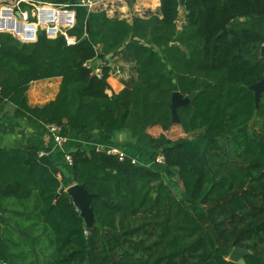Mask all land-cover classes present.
Listing matches in <instances>:
<instances>
[{
    "label": "trees",
    "instance_id": "trees-1",
    "mask_svg": "<svg viewBox=\"0 0 264 264\" xmlns=\"http://www.w3.org/2000/svg\"><path fill=\"white\" fill-rule=\"evenodd\" d=\"M39 1L76 12V44L0 34L1 114L12 109L40 138L53 125L89 142L126 132L165 161L155 171L77 148L60 168L36 146L0 149V264H234L236 248L264 264V93L257 104L251 90L264 79V0H163L131 23L81 5L92 0ZM109 58L131 67L112 96L113 67L98 78L86 66ZM52 79L56 99L30 107L31 84ZM177 92L195 94L180 125ZM176 126L185 138L170 139ZM74 184L97 196L91 234L67 193Z\"/></svg>",
    "mask_w": 264,
    "mask_h": 264
},
{
    "label": "crops",
    "instance_id": "crops-1",
    "mask_svg": "<svg viewBox=\"0 0 264 264\" xmlns=\"http://www.w3.org/2000/svg\"><path fill=\"white\" fill-rule=\"evenodd\" d=\"M8 2V0H0V2ZM159 0H136L133 5L128 0H110L106 2L104 11L110 18H118L126 20L129 23L135 17H144L147 13H158L161 9ZM113 66V74L108 80L111 90L108 92L110 96L119 94L125 88L123 82L127 81L131 76V67L119 59H108ZM102 65L101 62H95ZM105 63V62H104ZM108 66V65H107ZM61 79H52L39 81L31 84L27 93L28 104L30 107H43L54 101L59 93ZM151 134L159 136L162 131L158 128L153 129ZM68 141L64 147L54 144L51 137L46 134L40 138L34 134L33 129L26 122L12 119V109L5 114L0 115V149L18 150L36 146L42 150V153L51 157L57 163V166H64V155L71 150L77 148H86L94 150H118L127 157L133 159L138 165L139 162L152 160V153L147 146L136 147L135 141L129 133L122 132L113 136L111 141L102 142L95 140L89 142L83 138H67ZM145 156V157H144ZM147 164V162H146ZM142 166V165H141ZM144 167V166H143Z\"/></svg>",
    "mask_w": 264,
    "mask_h": 264
},
{
    "label": "built area",
    "instance_id": "built-area-1",
    "mask_svg": "<svg viewBox=\"0 0 264 264\" xmlns=\"http://www.w3.org/2000/svg\"><path fill=\"white\" fill-rule=\"evenodd\" d=\"M108 1L110 0H92L82 2L81 5L92 12L104 11L103 8ZM184 19L185 13L181 9L178 29H181ZM76 22V12L67 6H57L39 0H12L10 5L0 8V34L11 35L20 43L27 45L37 43L40 33H45L47 38L51 40L63 36L68 45H75L76 39L69 36V31L75 28ZM86 66L92 69L93 76L98 78L103 76L102 66L99 63L91 62ZM47 130V134L51 137L54 144L64 147L68 139L62 134L61 128L53 125L48 126ZM106 152L110 155L118 156L121 160L127 157L118 150H108ZM44 155L41 153V156ZM64 161L70 167L73 165V160L68 153L64 155ZM164 161L163 157H159L156 160L157 164H163ZM133 163L137 164L134 160Z\"/></svg>",
    "mask_w": 264,
    "mask_h": 264
},
{
    "label": "water",
    "instance_id": "water-1",
    "mask_svg": "<svg viewBox=\"0 0 264 264\" xmlns=\"http://www.w3.org/2000/svg\"><path fill=\"white\" fill-rule=\"evenodd\" d=\"M96 1V0H94ZM131 5L134 4L136 0H128ZM160 3H163V0H159ZM87 33H90V29L87 28ZM251 90L255 93L256 103L259 104L263 93H264V79L257 85L251 87ZM195 94L190 97H183L179 92L174 93L172 97V103L170 105L173 117V124L180 125V118L178 111L182 107H187L194 100ZM75 180V177H72ZM67 193L70 195L74 206L77 211L80 213L81 217L85 221L86 233H93L94 229L97 227V220L94 213L93 200L97 197L96 195L90 194L84 186L79 184H74L67 190ZM250 255V252L244 249L236 248L230 255L229 261L234 264H246L245 258Z\"/></svg>",
    "mask_w": 264,
    "mask_h": 264
},
{
    "label": "rangeland",
    "instance_id": "rangeland-1",
    "mask_svg": "<svg viewBox=\"0 0 264 264\" xmlns=\"http://www.w3.org/2000/svg\"><path fill=\"white\" fill-rule=\"evenodd\" d=\"M12 2V0H9L8 2H0V8L2 6H5V5H10V3ZM110 60H105L104 62H101L103 65H110L111 67L114 62H109ZM113 74H117V73H113ZM168 136L170 137V139L172 140H178L180 138H185V135L182 133V131L180 130V128L178 126H176L175 128H173V130L168 133ZM145 157V156H144ZM147 162V164H146ZM140 165L146 167V168H149V169H153V170H160L162 171V168H160L161 166H159V164H157V162H153L152 160H149V161H141L139 162ZM167 182H169V184L174 188V193L177 194V195H180L181 194V188L179 187V184L176 182V180L172 179V180H165Z\"/></svg>",
    "mask_w": 264,
    "mask_h": 264
}]
</instances>
